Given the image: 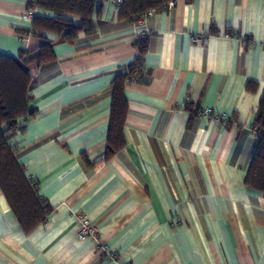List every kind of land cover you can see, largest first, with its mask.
Segmentation results:
<instances>
[{"label":"crops","instance_id":"obj_1","mask_svg":"<svg viewBox=\"0 0 264 264\" xmlns=\"http://www.w3.org/2000/svg\"><path fill=\"white\" fill-rule=\"evenodd\" d=\"M29 1L0 0V54L52 42L54 59L29 66L34 115L10 139L50 210L26 230L0 189V264H264V194L244 184L264 92V0H173L156 11L145 80L120 79L125 143L96 166L112 83L138 56L143 27L98 0L93 31L68 42L30 32ZM79 215L98 241L78 236Z\"/></svg>","mask_w":264,"mask_h":264},{"label":"trees","instance_id":"obj_2","mask_svg":"<svg viewBox=\"0 0 264 264\" xmlns=\"http://www.w3.org/2000/svg\"><path fill=\"white\" fill-rule=\"evenodd\" d=\"M171 1L173 0H121L117 18L135 22L147 10L164 9ZM97 4L98 0H30L28 8L46 10L52 14H34L30 32H51L58 38L71 42L79 33L89 34L93 31V13ZM145 42L146 38L136 39L138 56L127 65L126 73L119 74L112 83V107L106 148L103 157L90 166H96L111 157L125 143L123 123L127 105L122 91L124 80L120 79H135L136 82L145 80L147 70L139 68L144 66ZM52 59L54 53L51 41L42 42L34 50L22 51L17 58L0 54V189L26 230L42 223L50 209L37 194L35 182L26 177L23 166L16 159L15 146H11L9 141L21 126L20 120L26 121L35 112L29 105L32 84L29 66L41 65ZM247 86L251 88L253 83L250 82ZM186 105L187 100L183 103L184 108ZM253 127L258 143L245 173L244 184L264 194V92L255 111ZM84 160L88 162L87 158Z\"/></svg>","mask_w":264,"mask_h":264},{"label":"built area","instance_id":"obj_3","mask_svg":"<svg viewBox=\"0 0 264 264\" xmlns=\"http://www.w3.org/2000/svg\"><path fill=\"white\" fill-rule=\"evenodd\" d=\"M113 2L116 6H119L121 0H108ZM37 8H28V11L26 13L27 17H33L35 13V10ZM155 10L150 9L147 10L141 17H139L137 20H135V24L138 26H142L143 30L138 32L136 35V39H144L146 38L151 31V28L149 26V20L150 18L155 14ZM207 39V36H194L193 40L196 42H205ZM240 43L243 47H247L253 44L252 38L249 36H241L239 37ZM140 70H145L144 66L139 67ZM132 81H135L133 79ZM200 115L205 116V117H216L212 109L210 108H201L199 110ZM9 144L13 146V143L9 141ZM77 223H78V228H77V233L80 238H90L93 241H98L97 238V228L92 226L89 219L85 215H79L77 217ZM100 248L104 251L107 252L105 247L100 246Z\"/></svg>","mask_w":264,"mask_h":264},{"label":"rangeland","instance_id":"obj_4","mask_svg":"<svg viewBox=\"0 0 264 264\" xmlns=\"http://www.w3.org/2000/svg\"><path fill=\"white\" fill-rule=\"evenodd\" d=\"M117 8H118V6H117ZM147 38V37H146Z\"/></svg>","mask_w":264,"mask_h":264}]
</instances>
